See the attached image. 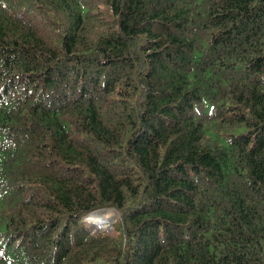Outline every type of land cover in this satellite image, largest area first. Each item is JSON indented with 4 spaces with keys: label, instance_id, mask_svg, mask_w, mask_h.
<instances>
[{
    "label": "trees",
    "instance_id": "16d2710c",
    "mask_svg": "<svg viewBox=\"0 0 264 264\" xmlns=\"http://www.w3.org/2000/svg\"><path fill=\"white\" fill-rule=\"evenodd\" d=\"M0 264H264V0H0Z\"/></svg>",
    "mask_w": 264,
    "mask_h": 264
},
{
    "label": "bare ground",
    "instance_id": "6f19581e",
    "mask_svg": "<svg viewBox=\"0 0 264 264\" xmlns=\"http://www.w3.org/2000/svg\"><path fill=\"white\" fill-rule=\"evenodd\" d=\"M110 215V212L107 210L102 213L89 214L86 218L93 224H99L100 226L105 227L110 220Z\"/></svg>",
    "mask_w": 264,
    "mask_h": 264
},
{
    "label": "rangeland",
    "instance_id": "374dc122",
    "mask_svg": "<svg viewBox=\"0 0 264 264\" xmlns=\"http://www.w3.org/2000/svg\"><path fill=\"white\" fill-rule=\"evenodd\" d=\"M112 211V210H111ZM110 212V211H109ZM107 213V212H106ZM110 214H112V212H110ZM84 219V218H83ZM85 220V219H84ZM92 227V226H91ZM93 228V227H92Z\"/></svg>",
    "mask_w": 264,
    "mask_h": 264
}]
</instances>
